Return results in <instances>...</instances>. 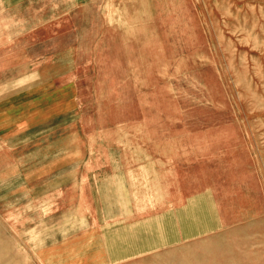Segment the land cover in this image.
<instances>
[{
	"label": "rangeland",
	"instance_id": "1",
	"mask_svg": "<svg viewBox=\"0 0 264 264\" xmlns=\"http://www.w3.org/2000/svg\"><path fill=\"white\" fill-rule=\"evenodd\" d=\"M1 19L39 56L12 83L71 96L81 164L133 166L151 216L176 203V248L129 264H264V0H0ZM22 164L0 155V264H43L57 232Z\"/></svg>",
	"mask_w": 264,
	"mask_h": 264
},
{
	"label": "crops",
	"instance_id": "2",
	"mask_svg": "<svg viewBox=\"0 0 264 264\" xmlns=\"http://www.w3.org/2000/svg\"><path fill=\"white\" fill-rule=\"evenodd\" d=\"M18 24L0 20V76L12 78L0 83V155L25 162L18 169L27 173L23 194L30 196L32 204L48 206L44 219L56 221V233L46 230L48 243L38 251L40 261L129 264L136 254L176 248L181 236L169 231L177 229L176 203L167 212L151 216L149 192L145 186L142 190L136 187L132 165L126 175L123 171L119 175L113 171L115 166L102 170L86 160L81 164L78 158L87 153L76 147L80 133L74 122L62 117L71 96L33 80L22 85L12 83L14 78H33L39 73L37 48L33 49L31 42L30 46L24 44L22 36L13 31L20 27ZM160 201L151 203L164 206ZM205 218L201 224L188 223V233L198 234L215 225L210 214ZM57 234L62 236L60 241Z\"/></svg>",
	"mask_w": 264,
	"mask_h": 264
}]
</instances>
